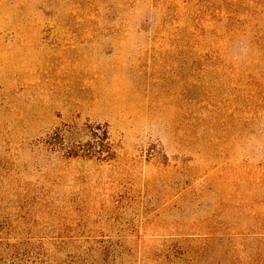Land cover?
I'll return each instance as SVG.
<instances>
[{
    "label": "rangeland",
    "instance_id": "rangeland-1",
    "mask_svg": "<svg viewBox=\"0 0 264 264\" xmlns=\"http://www.w3.org/2000/svg\"><path fill=\"white\" fill-rule=\"evenodd\" d=\"M0 264H264V0H0Z\"/></svg>",
    "mask_w": 264,
    "mask_h": 264
},
{
    "label": "trees",
    "instance_id": "trees-1",
    "mask_svg": "<svg viewBox=\"0 0 264 264\" xmlns=\"http://www.w3.org/2000/svg\"><path fill=\"white\" fill-rule=\"evenodd\" d=\"M106 134V133H105ZM100 243H102V242H100Z\"/></svg>",
    "mask_w": 264,
    "mask_h": 264
}]
</instances>
